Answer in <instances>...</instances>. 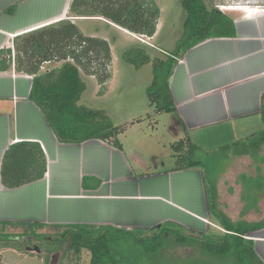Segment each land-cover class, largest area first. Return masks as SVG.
Here are the masks:
<instances>
[{
  "label": "crops",
  "instance_id": "crops-1",
  "mask_svg": "<svg viewBox=\"0 0 264 264\" xmlns=\"http://www.w3.org/2000/svg\"><path fill=\"white\" fill-rule=\"evenodd\" d=\"M71 2L0 0L3 67L0 68V221L40 222L45 224L44 228L86 224L143 229L151 221L179 223L189 214L208 223V214H197L188 208L189 200L202 201L211 218L204 172L199 167L177 169L172 144L187 134L191 139L200 129L204 130V136H200V145L204 147L211 145L207 141L214 140L220 143L246 137L242 140L249 141L264 128V14L248 17V7L223 5L240 8H220L234 20L236 34L209 37L177 58L170 88L177 116L184 126L173 114L169 129L174 136L158 140L171 148L173 164H164L161 170L153 172H137L127 155L124 139L118 137L121 134L106 140L61 142L42 109L29 97L32 76L16 68L20 54L17 42H22V37L34 29L64 19H70L77 26L78 20H103L136 39L141 36L103 17L72 16ZM256 5L259 11H264V4ZM158 25L152 37L143 36L153 39ZM20 142H29L25 146L27 162L20 166V180L38 176L43 167L45 171L40 178L9 187L3 183V160L6 151ZM263 148L264 143L248 153L232 151L228 156L234 158L236 169L249 159V164L239 168L236 175L243 207L239 218L230 217L233 221L264 220V215L247 217V214H257L260 201H264V187L258 191L252 185L257 176L264 177ZM258 153L261 162L257 160ZM216 184L219 205L218 181ZM249 235L264 261V228Z\"/></svg>",
  "mask_w": 264,
  "mask_h": 264
},
{
  "label": "trees",
  "instance_id": "trees-1",
  "mask_svg": "<svg viewBox=\"0 0 264 264\" xmlns=\"http://www.w3.org/2000/svg\"><path fill=\"white\" fill-rule=\"evenodd\" d=\"M182 1L187 16L183 36L174 52L166 54V58H153L144 48L135 47L126 55L127 61L137 68L149 62L153 63V81L148 89L150 103L155 106L157 112L172 113L176 116L177 109L170 80L178 62L177 58L190 47L209 37L236 34L234 20L226 13L209 7L204 0ZM70 12L75 16L103 17L130 32L152 37L156 32L160 7L153 0H72ZM17 44L20 54L17 56L16 68L33 79L29 97L42 109L61 142L81 143L93 138L106 140L117 137L118 131L111 122L104 124V121L99 120L103 116L100 110L79 104L86 88L82 70L95 76L101 84L109 80L111 48L107 40L85 35L74 22L64 19L30 31L22 37V42L18 41ZM54 61H62V64L42 70L44 63ZM95 62L101 68L97 67ZM1 66L0 60V68H3ZM8 66L10 64L7 68ZM262 114L264 115V107ZM177 119L184 126L179 116ZM100 122L102 125H99ZM243 143L244 146L239 147L240 143L237 142L238 147L233 149L232 145L227 144L225 149L229 150V154L232 151L248 153L256 150L264 143V130L259 132L257 138L254 135L253 139ZM27 144L29 142H20L6 151L2 165V178L6 186H20L44 174L45 167L38 176L20 180V166L27 162ZM197 148L199 146L191 141L188 134L172 144L177 169H202V160L188 159V153L192 154ZM203 172L212 219L209 229L197 235L179 223L166 221L160 227L152 228L158 230V233L153 235L146 233L149 230L138 229L142 231V235H135V243L143 246L145 253L154 254L155 258L175 244L201 248L203 256L230 258L237 264H264L254 249L253 239L247 237L251 232L264 228V220L233 221L218 207L216 182L209 177L207 171ZM15 177L19 179L13 181ZM10 227L22 228L23 231L11 232ZM44 227L45 224L40 222L0 221V247L23 250L22 241L42 238L45 245L48 241L57 242L59 247H45L47 251L56 252L68 241V249L77 256L83 249L90 251V264H117L118 258L113 243L117 242L118 235H113V232L119 231L126 239H130L136 231L110 225H54L49 227L62 228V231H58L55 237L50 235L49 238L40 234ZM17 238L22 239L19 242ZM54 247L56 250H53Z\"/></svg>",
  "mask_w": 264,
  "mask_h": 264
},
{
  "label": "rangeland",
  "instance_id": "rangeland-1",
  "mask_svg": "<svg viewBox=\"0 0 264 264\" xmlns=\"http://www.w3.org/2000/svg\"><path fill=\"white\" fill-rule=\"evenodd\" d=\"M153 1L160 7L159 25L157 24L159 27L153 39L145 38L141 35L138 36V39H140L138 40L125 31L115 26H110L103 20L83 19L77 21L78 27L82 29L85 35L103 38L108 41L111 48L110 77L106 83L101 84L95 76L88 75L82 70V78L86 84V88L81 95L79 104L100 110L103 116L99 120L104 121V124L108 121L114 125L115 130L118 131L116 135L121 134L118 137L121 136L124 139L127 155L137 172H153L161 170L160 168H163L164 164H173V158L170 155L171 148H166L161 142H158L159 139H169L174 136L169 129L173 114L167 112L159 113L155 106L150 103L148 89L153 81V63L149 62L137 68L134 64L127 61L126 55L133 48L141 47L153 58H165V54L176 50L178 42L184 33V23L187 16L182 0ZM204 1L209 7L219 10L221 7L223 8V5L232 4L255 7L258 6L256 4H261L259 6L264 4V0ZM61 64L62 61H54L51 64L44 63L46 69L60 66ZM95 65H98L97 62H95ZM97 67L101 68L100 65ZM100 123L99 125H102V122ZM260 130L262 131L264 128ZM259 132H256V138ZM200 136H204L203 129L195 131L192 134L191 141L199 146V148L192 154L188 153V159L203 161L204 166L202 170L207 171L209 177L219 183V209L223 210L229 217L237 219L240 217L243 202L239 199L241 191L237 186L236 175L239 168L242 169L249 164V159L247 158L245 162L238 164L236 169L233 163L234 158H228L229 150L225 149V145L230 144L233 149L238 147L236 143L239 142V147H243V141L245 140L242 139L246 137L239 141L236 139L220 143H217L215 140L207 141L211 145L204 147L200 145V142H202L200 141ZM130 147L134 150H130ZM257 160L259 162L262 161L259 153ZM252 185L258 191H262L264 177L262 175L257 176L256 179H253ZM196 191L194 189L195 193ZM188 208L197 214H202V212L208 214L206 216L208 223L189 214L185 215L183 221L179 219L181 222L179 223L197 235L207 231L212 222L204 203L202 204V201L189 200ZM262 215H264V201H260V210L257 214H247V217L259 218ZM158 223L160 222L151 221L150 226L146 227L145 225L143 230H149V228L151 229L152 226ZM160 225L158 224L157 227H160ZM138 229L142 228H137L135 234L130 239H126L125 235L119 233V231L113 232V235H118V237L116 236L117 242L113 243L118 258L117 264H237L234 259L230 258L203 256L201 248H189L188 246L175 244L172 247L169 246L161 255L155 258L154 254L145 253L143 246L135 243L136 236L142 235V231ZM10 230L11 232L17 230L23 231L22 228L15 227L10 228ZM58 231L61 232L62 228L57 229L48 226L41 229L40 234H44L50 238V235L55 237ZM146 233L153 235L158 233V230L157 228L151 229ZM21 239L17 238L19 242ZM42 240V238H29L28 241H22L23 250H17L12 247H0V264H90L91 253L89 250L83 249L81 254L77 256L73 251L68 249L69 243L66 241L60 250L50 252L45 247L53 248L52 245L58 246L57 242L48 241L45 245ZM33 245H38L41 248V252L28 250V247ZM53 250H56L55 247Z\"/></svg>",
  "mask_w": 264,
  "mask_h": 264
},
{
  "label": "bare ground",
  "instance_id": "bare-ground-1",
  "mask_svg": "<svg viewBox=\"0 0 264 264\" xmlns=\"http://www.w3.org/2000/svg\"><path fill=\"white\" fill-rule=\"evenodd\" d=\"M223 8L227 9V10L240 9L239 6L238 7L237 6L236 7L235 6H226V7L223 6ZM248 10H249V13H250L248 15V17H255V16H258V15L264 14V11H262V10L259 11L258 8H252L251 10L248 8ZM204 221H206V220L204 219Z\"/></svg>",
  "mask_w": 264,
  "mask_h": 264
},
{
  "label": "water",
  "instance_id": "water-1",
  "mask_svg": "<svg viewBox=\"0 0 264 264\" xmlns=\"http://www.w3.org/2000/svg\"><path fill=\"white\" fill-rule=\"evenodd\" d=\"M249 236H251V235H249ZM28 250H34V251H37L38 253L41 252V248L38 245L30 246V247H28Z\"/></svg>",
  "mask_w": 264,
  "mask_h": 264
},
{
  "label": "built area",
  "instance_id": "built-area-1",
  "mask_svg": "<svg viewBox=\"0 0 264 264\" xmlns=\"http://www.w3.org/2000/svg\"><path fill=\"white\" fill-rule=\"evenodd\" d=\"M258 6H256V7H251V6H249L248 8L251 10L252 8H257ZM259 8V7H258Z\"/></svg>",
  "mask_w": 264,
  "mask_h": 264
}]
</instances>
